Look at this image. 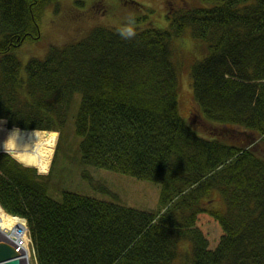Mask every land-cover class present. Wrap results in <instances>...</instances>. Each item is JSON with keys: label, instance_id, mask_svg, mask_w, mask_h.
Masks as SVG:
<instances>
[{"label": "trees", "instance_id": "obj_1", "mask_svg": "<svg viewBox=\"0 0 264 264\" xmlns=\"http://www.w3.org/2000/svg\"><path fill=\"white\" fill-rule=\"evenodd\" d=\"M49 1L0 0V117L59 130L57 151L71 118L83 166L160 190L153 210L71 189L58 199L49 193L55 156L42 174L2 151L0 203L27 219L37 264H264V0L170 1L167 28L148 20L131 38L94 24L31 57L22 75L13 50L40 37ZM187 29L208 47L191 64L189 119L174 53ZM205 212L222 226L214 249L198 224Z\"/></svg>", "mask_w": 264, "mask_h": 264}, {"label": "rangeland", "instance_id": "obj_2", "mask_svg": "<svg viewBox=\"0 0 264 264\" xmlns=\"http://www.w3.org/2000/svg\"><path fill=\"white\" fill-rule=\"evenodd\" d=\"M136 1L141 5L129 3L126 0H52L47 2L44 6V12L40 16V37L37 39L28 38L13 50L22 62V75H26V64L31 57H44L51 46H61L82 38L94 24L125 30L129 26L132 29L137 26H144L150 20L158 28H167L170 24V19L167 18V13L170 12V1H173L175 6H178L177 8L202 2V0ZM144 14L148 15L146 19L136 20L138 16ZM203 42V40L193 37L189 29L175 39V60L180 66V113L186 119H189L195 110L190 68L194 59L202 58L208 52V47L204 53L197 44ZM0 119L5 121L7 130L15 127V125L10 127L6 118L0 117ZM192 124L201 134H205L199 125L194 122ZM50 131L56 133L52 162L54 156L55 160L52 168V184L49 189V193L53 197L60 199L61 189H71L109 200L117 199L121 203L143 209L153 210L158 207L159 184L106 168L83 166L77 145L80 136L76 134L74 121L71 118L61 129L62 138L58 151L60 131ZM4 138L5 134L0 133V140ZM2 151L14 156L9 150L3 149ZM51 165L47 171H41L39 168L38 170L42 174H48ZM83 171L90 176V180L82 176ZM222 205L216 204L219 207ZM198 224L208 237L210 245L214 247L222 234L221 224L206 212L200 214ZM28 236L30 237L29 231ZM29 247L32 254L30 264H37L31 237Z\"/></svg>", "mask_w": 264, "mask_h": 264}, {"label": "bare ground", "instance_id": "obj_3", "mask_svg": "<svg viewBox=\"0 0 264 264\" xmlns=\"http://www.w3.org/2000/svg\"><path fill=\"white\" fill-rule=\"evenodd\" d=\"M0 133L5 134V138L0 140V150L5 149V145L11 140L14 143L9 151L18 160L27 165L37 166L41 171L49 169L56 142L54 131L20 129L19 127L7 130L5 121L0 119ZM26 220L21 215L7 212L0 203V243L15 245L18 242L20 248L15 255L16 264H30L32 254ZM216 246L217 244L214 247L211 246L209 241V248L214 249Z\"/></svg>", "mask_w": 264, "mask_h": 264}, {"label": "water", "instance_id": "obj_4", "mask_svg": "<svg viewBox=\"0 0 264 264\" xmlns=\"http://www.w3.org/2000/svg\"><path fill=\"white\" fill-rule=\"evenodd\" d=\"M15 127H19V126H15ZM19 128L25 129L21 127ZM1 151L2 150H0V152ZM29 166H34V165H29ZM19 248L20 246L18 245V242H16L15 245H12L10 243H0V264H16L17 259L15 258V255L19 251Z\"/></svg>", "mask_w": 264, "mask_h": 264}, {"label": "clouds", "instance_id": "obj_5", "mask_svg": "<svg viewBox=\"0 0 264 264\" xmlns=\"http://www.w3.org/2000/svg\"><path fill=\"white\" fill-rule=\"evenodd\" d=\"M134 31H133V29H132V27L131 26H129V27H127L125 30H122V35H125L127 38H131L132 36H134ZM14 142L13 141H9L6 145H5V150L6 151H8V150H10L11 149V147H12V144H13Z\"/></svg>", "mask_w": 264, "mask_h": 264}]
</instances>
